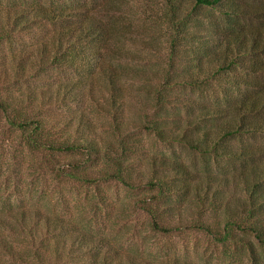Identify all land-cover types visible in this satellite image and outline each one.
Segmentation results:
<instances>
[{"label": "trees", "instance_id": "trees-1", "mask_svg": "<svg viewBox=\"0 0 264 264\" xmlns=\"http://www.w3.org/2000/svg\"><path fill=\"white\" fill-rule=\"evenodd\" d=\"M116 1L87 0L78 8L14 2L0 9V46L38 25L54 26L36 46H26L13 57L14 74L1 83L5 92L0 93V112L10 130L19 132L21 143L33 151L79 155L60 170L71 179L96 186L117 181L152 192L137 200L156 232L188 228L166 224L160 203L169 206L173 196H191L196 213L191 227L222 246V257L229 258L226 264H264L259 250L264 245V0H164L157 24L146 25L147 32L141 28L140 33L156 26L161 33L164 29L169 39L168 68L162 78L141 81L145 84L141 92L153 96V104L136 132H122L128 121L121 79L128 70L107 65V55L123 49L121 33L133 27L132 22L118 24L114 14L123 12ZM126 7L123 19L135 6ZM145 14L152 18L150 8ZM137 41L145 49L153 47L150 38ZM131 53L130 59L139 66L136 75L142 76L144 55ZM50 67L74 71L80 78L61 80L55 90H12ZM90 69L99 75L117 143L103 142L85 110L51 120L31 111L32 103H84L83 82ZM88 91L97 98L91 80ZM55 127L61 129L57 137L51 132ZM140 132L154 135L158 142L187 147L194 152V169L179 158L155 154L150 158L152 174L146 176L131 160L144 155ZM94 164H103L95 176ZM11 216L0 229L15 239L2 236L0 250L18 264L154 263L61 214L35 208L17 209ZM165 264L200 263L172 256Z\"/></svg>", "mask_w": 264, "mask_h": 264}, {"label": "rangeland", "instance_id": "rangeland-1", "mask_svg": "<svg viewBox=\"0 0 264 264\" xmlns=\"http://www.w3.org/2000/svg\"><path fill=\"white\" fill-rule=\"evenodd\" d=\"M14 2L42 3L55 8L71 6L78 8L82 4H87V0H0V9ZM116 2L120 8L119 12H123L114 14L115 19L119 18L118 24L132 22L133 25L130 30H127L129 32L125 34L126 36L122 33V36L120 35L123 41L121 52L117 55L110 52V55H107L108 66L114 65L117 69L121 66L120 71L121 69L128 70L121 79L124 99L127 102L124 118L128 123L123 126L122 132H124L134 130L136 125L143 120L144 112L152 111L153 96L152 98L148 97L146 90L141 92L142 86L145 85L141 81L164 76L168 68L169 39L163 33L164 29L161 33L157 26L153 28L155 31L150 30L145 33L148 30L146 25L150 27L157 24L156 17L164 9V0H119ZM127 5L135 7L133 10L130 9V13L123 19L122 14L128 10ZM147 8H150L152 12L150 19L148 18L150 15L145 14ZM137 11L141 13L134 15ZM129 16L132 17L130 20ZM117 28L119 29V26ZM141 28L145 31L140 33ZM53 29L54 26L49 24L38 25L35 30L22 33L16 39L5 41L0 46V87L1 83L14 74L13 57L26 46V48H30L31 45L32 47L36 46L40 38L45 34H50ZM132 31H138V33L134 34ZM150 32H154V34L152 35ZM141 38H150L153 47L145 49L143 44H139L140 42L137 41ZM131 52H141L144 55L145 61L140 64V67L146 72L142 76L136 75V69L139 66L130 59ZM7 70L9 75L6 74ZM91 72L92 69L83 82L84 88L87 90L84 103L49 106L32 103L31 111L51 120L69 117L72 111L77 114L79 110H85L88 119L93 121L98 136L104 140L103 142L109 140L117 143L113 127L110 125V118L106 112L109 107L99 88L97 80L99 75L97 73L94 75ZM145 74L149 75V78L145 77ZM76 77L80 78L79 74L74 71L50 67L41 73L40 77L15 84L12 86V90L17 93L27 90L39 91L48 87L55 90L59 81ZM90 80L95 90L96 99L91 97L88 91ZM101 81L102 79H100ZM3 92L5 91L0 88V93ZM134 131L136 132V130ZM51 132L57 137L61 129L55 127L51 129ZM137 136L143 140L144 155H134L131 160L135 163L136 168L145 172L146 176L152 174L150 158L155 154L179 158L194 169V152L187 147L180 144L172 146L158 142L154 135L146 132H140ZM78 156L71 153L52 155L50 151H33L25 143H21L19 132L10 130L5 115L0 112V225L1 222L12 220L11 214L14 210L32 211L37 208L47 213L61 214L74 220L82 227L106 235L123 251L130 252L137 257L148 258L154 262L153 264H165V259L172 256L193 259L200 264H226L225 261L229 262L228 256L227 258L222 257L224 255L222 246L210 236L191 227L196 215L191 196L185 199L173 196L168 202L169 206L165 202L160 203L161 209L165 212L164 222L166 224L188 226V228L174 230L167 234L156 232L151 228V216L142 209L137 200L148 198L152 192L146 189L129 188L117 181L96 186L71 179L60 170H64V167L67 169L68 167L63 164ZM102 167L103 164L92 165L94 173L90 174L95 176ZM170 209L174 211L169 212ZM2 236L15 239L7 231L0 229V238ZM259 250L264 253V245H259ZM244 254L247 263V252L244 251ZM231 260L232 262L236 261L235 259ZM0 264L18 263L3 256V252L0 250Z\"/></svg>", "mask_w": 264, "mask_h": 264}]
</instances>
